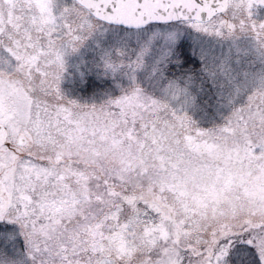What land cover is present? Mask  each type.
Segmentation results:
<instances>
[{"label": "snow or ice", "instance_id": "obj_1", "mask_svg": "<svg viewBox=\"0 0 264 264\" xmlns=\"http://www.w3.org/2000/svg\"><path fill=\"white\" fill-rule=\"evenodd\" d=\"M0 264H264V0H0Z\"/></svg>", "mask_w": 264, "mask_h": 264}]
</instances>
